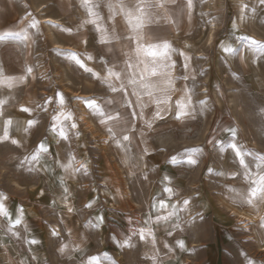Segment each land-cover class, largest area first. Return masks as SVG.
<instances>
[{
	"label": "rangeland",
	"instance_id": "374dc122",
	"mask_svg": "<svg viewBox=\"0 0 264 264\" xmlns=\"http://www.w3.org/2000/svg\"><path fill=\"white\" fill-rule=\"evenodd\" d=\"M155 2L143 0L142 6ZM187 2L169 0L166 9H145L153 22L140 35L146 47L171 45L174 91L170 103L158 105L140 89L148 106L143 119H133L130 114L141 111L138 97L132 87L127 96L113 93L109 84L118 82L107 68H124L129 59L124 54L129 49L121 48L128 42L120 37L136 33L120 9L127 11L140 0H91L89 6L98 5V23L116 25L107 45L99 43L101 33L88 22L92 17L83 0H0V35L27 33L0 41V196L7 197L3 203L12 221L17 215L22 221L10 229L8 218L0 216V232L16 233L6 236L18 245L17 251L0 239V264H89L91 257H98L96 264H264V200L248 195L250 187H258L252 181L264 174L257 168H264V52L250 43L264 45V5L259 0H192L188 8ZM32 20L35 27H29ZM184 40L195 45L193 74L180 45ZM72 53L92 72L79 67ZM142 68L137 78L147 77ZM186 94L197 109L194 116L172 108ZM155 95L162 94L157 89ZM121 99L133 106L121 107ZM92 100L104 116L85 103ZM158 107L164 119L153 118ZM117 112L127 114L135 127L129 141L107 120ZM68 113L71 119H65ZM5 119L13 121L8 138L3 137ZM29 119L37 123L25 131ZM230 128L237 131L238 146L250 153L247 178L235 154L217 147L231 141ZM60 130L67 140L59 137ZM43 142L48 151L31 162ZM190 152L194 164L183 162ZM100 216L103 224L95 227Z\"/></svg>",
	"mask_w": 264,
	"mask_h": 264
},
{
	"label": "snow or ice",
	"instance_id": "6c2138e0",
	"mask_svg": "<svg viewBox=\"0 0 264 264\" xmlns=\"http://www.w3.org/2000/svg\"><path fill=\"white\" fill-rule=\"evenodd\" d=\"M169 2V0H156L155 3H152L150 5H144L143 0H140V3H130L128 6V10L125 11L123 7H121L120 11L124 12V15L127 17V23L128 26L131 30V32L136 33L135 36H128V35H123L120 37V39L126 40L128 43L125 45H121V48L127 47L129 49V52H125L124 54L128 56V60L125 61V67L124 68H119L118 65H113L112 67L107 68L108 76L111 78H114L115 81L118 82V84H109V87L113 93H121L123 96H127L128 92L127 89L129 87H132V95H135L138 97L137 103L140 106V113L132 112L130 115L133 117V119L139 115L141 119L144 118V108H146L148 105L147 103L143 102L140 97H141V92L140 89H143L144 92L150 96L153 97L156 101V103L159 104H168L171 101V95L174 89L170 87L171 85V80L169 79V70L170 68L174 67V64L171 61V57L169 56V51L171 50V45L168 44L167 42L163 44H150L147 47L144 45L143 40L145 37L140 35V30L145 26V24H151L153 20L150 18L152 16L151 12H146V8H151V9H166V5ZM259 3L264 5V0H259ZM83 4L86 6V11L88 12L89 17H92L91 20H89V23H92L96 25V30L101 33L99 37V43L101 45H107L111 43V39L109 36L110 31H116V25L113 24L111 28H105L101 26L98 23V20L100 19L99 13L94 10L95 7L98 5L94 6H89L91 4V0H83ZM188 8L192 7V0H188L187 2ZM111 7V5H109ZM254 11V10H253ZM161 18H166V17H161ZM113 20H115V16H113ZM37 22L35 20H32L29 27H35ZM67 31L71 32L70 29ZM123 31V30H121ZM26 31L22 34L19 32L12 33V32H5L3 35H0V41H4L6 39H17V38H26ZM242 40L247 41V37H241ZM133 42L135 43V48L134 52L132 50V44ZM85 44H87V41H84ZM251 44L255 45L257 49L260 51L264 52V45L258 44L256 41H250ZM222 50L226 52H233L234 49L232 48H224L223 45H221ZM183 55V53H181ZM71 58L76 62V64L84 69L87 72H92V69L86 67V65L76 56V54L72 53L70 54ZM143 57V59H141ZM89 60L93 59V57L89 56ZM187 60L188 58L185 57ZM133 60L135 62H133ZM143 65V68L141 69L142 73H146L147 77H156V80H151L148 79L145 75H140L139 78H137L136 74V69L140 68V65ZM30 72L31 69H28ZM94 76H96V73H93ZM184 79L187 80L188 76H184ZM169 86H165V85ZM159 90V92L162 95H155L154 92L156 90ZM60 96V101L59 103L63 105L64 103V98L62 95L59 93L57 94ZM121 107H128L131 108L133 106V102L128 100L125 101L121 99L120 101ZM48 103H51V99H49ZM87 106L89 108H96L97 112L99 113L100 116H104V112L99 109V106L96 104L94 100L92 101H85ZM111 103V101H109ZM206 103V101H201V104ZM176 107L180 110L181 115H195L197 112L196 107L193 105L191 97L189 95H185L183 99H179L175 102ZM46 110V109H45ZM20 111L27 113L29 116L32 115V110L29 108H21ZM164 111H168L167 108L164 109ZM4 115V112L2 110V102H0V117ZM61 116H64V113H60ZM154 119L159 118V119H164L163 112L160 110L158 107L155 111L154 114ZM177 118L179 119L180 116L178 115ZM58 117H53V124L56 123V120ZM65 119H71V113H68L67 116H65ZM108 121H113V127L119 129V134L122 135L123 141H129L130 140V131H135L134 125L131 124V122L128 119V115L117 112L115 115H109L107 117ZM37 122L35 120L29 119L27 121V127L24 129L25 131H28L29 129L33 128ZM101 123H106V121L102 120ZM13 125L12 119H5L4 121V128H3V137L8 138L10 129ZM152 125L151 123H148V127L150 128ZM72 127L75 128L76 125L72 124ZM113 127L109 128V132H112L113 135H117V133L113 132ZM55 130V129H51ZM228 133L231 135V141L227 144H220L217 145L219 147L220 151H226L230 149L234 154L236 159L239 162V165L241 168L245 170V178H247L248 171H249V163L246 162L245 156L250 155V153H245L242 149V147L238 146V142H236V137H237V131L234 128L228 129ZM58 135L61 139L67 140L68 136L66 135L65 131L60 130L58 132ZM13 144L18 143L16 140H12ZM117 144L119 146V141H117ZM48 151V146L46 145V142L41 143L38 145V150L37 152L33 153L32 156L29 158L31 162H38L40 158V153L41 152H47ZM146 151V149H145ZM195 151H200L199 149ZM188 159L186 162L188 164H194L195 160L191 158L192 153H187ZM176 157H173L172 160L175 161ZM264 159V158H262ZM62 167H70V164L65 166L61 165ZM82 167H84L82 165ZM257 168L261 170L262 173H264V168L261 167V165H257ZM30 171L32 169H29ZM86 171V168H85ZM210 171V170H209ZM233 176H235V173H233ZM253 185H258V187L252 186L250 187V191L248 195L250 197H255L257 199L264 200V174H259L258 179L252 181ZM66 191V189H65ZM165 192L171 196L172 194V189L171 188H165ZM7 199V197H2L0 196V216H5L9 220V225L10 229L12 227L18 226L21 224V217L20 215H17L15 221H12L11 214L8 212L5 204L3 201ZM184 205H187L189 201L185 200ZM89 207L91 205H88ZM160 207H164V202L161 201ZM22 211L18 209V212ZM69 211L71 212L72 209L69 208ZM103 216H100L98 218V223L94 225L95 227H101L103 224ZM178 226V225H177ZM55 234V233H54ZM13 235H16V233H13ZM140 239L144 240V230H140ZM116 243L117 247L121 246L120 241L114 240ZM30 243H36L35 240L30 241ZM125 246L130 245L129 240H125L124 242ZM182 245V242H180ZM105 256L107 257L108 254L105 253ZM96 261H98V257H91L89 260V264H96Z\"/></svg>",
	"mask_w": 264,
	"mask_h": 264
},
{
	"label": "bare ground",
	"instance_id": "6f19581e",
	"mask_svg": "<svg viewBox=\"0 0 264 264\" xmlns=\"http://www.w3.org/2000/svg\"><path fill=\"white\" fill-rule=\"evenodd\" d=\"M245 9V8H244ZM215 31H216V28L214 27V28H212V30H211V32H210V34H209V36H208V41L209 42H211V41H213L214 40V38H215ZM173 37H177L176 35H174ZM180 45H181V47L185 50V52H186V55L184 56V59H185V57H187L188 59L186 60L185 59V62L186 63H188V67H189V71L191 72V74H193V71H195V62H194V57H193V53L195 52V45L193 44V43H191L190 41H188V40H184L183 42H181L180 43ZM241 61H242V63H245V61L243 60V59H241ZM255 61V60H254ZM133 62H135L134 60H133ZM256 62V65H257V68H258V62L257 61H255ZM254 63H252L251 62V64L249 65L250 66V68H252V70H253V72H255L254 71V66L255 65H253ZM257 68H255V70L257 69ZM136 72L137 71H139V69H136L135 70ZM172 75L175 77V78H177V77H179V72L177 71V70H175L174 69V71H173V73H172ZM174 106V105H173ZM173 109H175L176 110V106H174V107H172ZM81 119L82 120H85L86 118H85V115H84V113H82V115H81ZM108 138V137H107ZM108 142V141H107ZM128 169V168H127ZM129 169H130V167H129ZM125 177H126V175H125ZM18 187H20L19 185H17ZM129 195V194H128ZM236 213V212H235ZM239 213H241V212H239ZM243 215V214H242ZM236 216V215H235ZM245 216V220H246V218H247V220H248V217L246 216V214L244 215ZM244 216H242L243 218H244ZM252 218V217H251ZM249 220H250V218H249ZM251 221V220H250ZM252 223L254 222V221H251Z\"/></svg>",
	"mask_w": 264,
	"mask_h": 264
},
{
	"label": "crops",
	"instance_id": "0c3cea01",
	"mask_svg": "<svg viewBox=\"0 0 264 264\" xmlns=\"http://www.w3.org/2000/svg\"><path fill=\"white\" fill-rule=\"evenodd\" d=\"M13 231H8L6 230V228H1V232H0V239H4L5 241H7V243H9V247H12V248H16V250L18 251V245H17V242L15 240V238L13 236H11V240H10V237H7L6 234L10 233ZM42 262V261H41Z\"/></svg>",
	"mask_w": 264,
	"mask_h": 264
}]
</instances>
